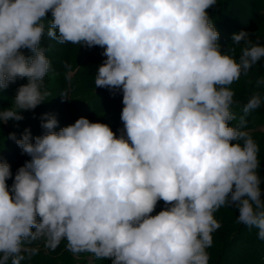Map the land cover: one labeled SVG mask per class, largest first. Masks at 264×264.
Wrapping results in <instances>:
<instances>
[{
  "label": "clouds",
  "instance_id": "clouds-1",
  "mask_svg": "<svg viewBox=\"0 0 264 264\" xmlns=\"http://www.w3.org/2000/svg\"><path fill=\"white\" fill-rule=\"evenodd\" d=\"M216 2L0 0V90L28 79L0 122L23 120L21 110L49 95L45 37L102 48L94 85L121 92L123 104L118 136L86 117L57 131L50 113L42 135L10 134L31 159L14 178L0 161V264L30 260L36 249L27 245L40 239L111 264H208L222 206L264 240L260 149L243 130L264 96L254 93L240 124L229 125V86L264 58V45L242 30L231 38L243 45L239 56L222 51L207 11ZM159 201L164 208L152 215Z\"/></svg>",
  "mask_w": 264,
  "mask_h": 264
},
{
  "label": "trees",
  "instance_id": "trees-1",
  "mask_svg": "<svg viewBox=\"0 0 264 264\" xmlns=\"http://www.w3.org/2000/svg\"><path fill=\"white\" fill-rule=\"evenodd\" d=\"M210 19L220 33L218 43L221 50L235 47L237 57L243 45L232 44V35L240 31H247L253 43L264 45V0H217L216 5L207 9ZM51 12L47 14L50 20ZM42 45L47 48L46 56L51 61L52 68L44 78L45 89L49 95L45 101L34 110H21L24 117L21 121L0 122V161L11 166L14 175L17 169L31 159L17 146L10 134L16 139L22 138L25 129L30 130L33 137L44 133L41 127L45 113L54 114L60 127L73 124L78 118L86 117L90 122L108 124L119 135L123 128L121 121L122 93L106 88H96L94 78L97 68L106 59L99 46L88 48L70 43L58 44L46 37ZM25 56H31L28 49L22 50ZM264 79V58L242 74L238 81L229 87L234 92V103L231 111L235 119L229 122L236 127L244 116L243 107L248 99L259 93L264 96V85L258 86L257 81ZM28 83V79L17 78L6 89L0 90V111L11 106L17 89ZM67 93L62 98L61 93ZM246 130L259 146L258 158L261 161L259 173L264 179V104L253 110L245 117ZM235 143V142H233ZM13 178L7 180L9 188ZM264 193V183L261 184ZM264 199V194H262ZM164 208V202L159 201L152 215ZM238 212L234 207L222 206L214 214V218L221 225L212 233L213 243L206 251L209 255L208 264H264V240L259 239L258 230L248 228L237 222ZM29 248H35L36 253L30 260L22 264H111L106 259H97L91 253L73 254L66 249V241L55 249L45 247L43 239L37 240ZM25 255H27L25 253ZM92 257L89 258V256Z\"/></svg>",
  "mask_w": 264,
  "mask_h": 264
},
{
  "label": "rangeland",
  "instance_id": "rangeland-1",
  "mask_svg": "<svg viewBox=\"0 0 264 264\" xmlns=\"http://www.w3.org/2000/svg\"><path fill=\"white\" fill-rule=\"evenodd\" d=\"M92 257V255L89 256V258Z\"/></svg>",
  "mask_w": 264,
  "mask_h": 264
}]
</instances>
